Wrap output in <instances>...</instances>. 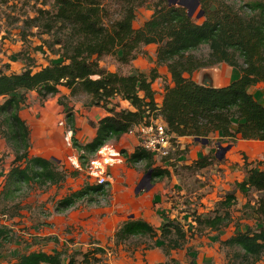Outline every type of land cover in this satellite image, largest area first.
<instances>
[{"label":"trees","instance_id":"obj_1","mask_svg":"<svg viewBox=\"0 0 264 264\" xmlns=\"http://www.w3.org/2000/svg\"><path fill=\"white\" fill-rule=\"evenodd\" d=\"M49 1L55 9L34 8L33 16L23 19L20 36L25 38L23 30L29 29L49 35V41L43 44L57 58L33 69L34 58L28 53H18L24 64L20 73L5 74L0 69V138L14 155L0 187V252L15 237L12 226L5 223L20 216L28 193L35 188H57L66 177L65 170L58 169L54 161L28 154L29 128L20 118L19 110L29 92L42 100L63 87L70 97L84 94L90 105L107 112L96 125L91 124L95 135L86 144L77 142L76 130L71 125V142L81 165L83 159L92 157L105 143L138 125L149 126L158 117L167 133L175 137L207 138L220 132L231 139L239 135L242 140L264 141V105L251 94L255 84H262L264 89V0L245 2L239 11L225 4L212 7L213 0H197L204 18L201 23L192 21L183 7L168 5L167 0H41L40 4L44 6ZM151 1L152 15L139 28H133L135 10ZM151 44L157 46L156 65L166 67L172 84L164 87L159 107L151 88L157 78L155 69L148 76L136 69L122 75L99 65L104 56H113L119 64H128L142 47ZM201 46L207 48L203 59L194 55ZM219 63L235 68L238 78L220 88L206 87L191 79L193 72ZM113 99L126 101L131 109L119 108ZM234 122L235 131L230 132ZM141 160L147 168L151 167V155L141 147L126 155L129 164ZM212 160L205 156L187 169H202ZM263 164L264 161H259L252 166L245 161V176L234 183V191L222 195L209 214L193 211L191 225L176 221L165 223L158 236L164 242L163 253L167 255L169 250L183 248L196 234L220 230L230 219L229 210L236 203L235 191L243 197L256 192L260 196L253 214L259 227L234 232L219 242V250H223V264L259 262L264 256ZM167 174L166 170L155 168L151 179ZM106 185L85 184L58 199L53 211L62 213L86 196V201L92 202L93 196L108 193ZM155 237V230L141 219L126 220L114 233L115 243ZM76 255L72 253L67 263H63L64 253L32 251L18 256L14 264H78Z\"/></svg>","mask_w":264,"mask_h":264},{"label":"rangeland","instance_id":"obj_2","mask_svg":"<svg viewBox=\"0 0 264 264\" xmlns=\"http://www.w3.org/2000/svg\"><path fill=\"white\" fill-rule=\"evenodd\" d=\"M109 1V0H105ZM155 1V0H152ZM152 1L145 3L143 6L135 10V19L133 20L132 27L139 28L153 13ZM175 0L174 6H179ZM212 7L216 4H225L233 7L239 11L245 2L251 0H213ZM184 9L190 12V18L196 23H201L204 18L198 16L201 9L200 5L194 7V4L189 0H184ZM41 0H0V69H4V65L9 66V70L18 72L23 62L19 60L18 53H28L34 58L35 63L33 69L46 65L50 60L57 58L55 54L43 44V41H49L50 37L47 34H37L35 29L23 30L25 38H21L20 31L22 29V21L26 17L33 16V10L36 7H43L45 9H55L50 1L46 2L44 6L41 4ZM186 3V4H185ZM23 41V42H22ZM40 47L39 50H34ZM156 45L151 44L141 48L140 53L136 58L128 64H119L116 62L115 57L104 56L100 59L99 65L110 72H117L125 75L131 70L139 68L146 69L144 75L148 76L152 69L157 72V78L151 83V88L154 91V100L158 101L163 96V89L166 86L164 71L166 69L163 65H156L155 57L153 58ZM54 49L56 47H53ZM207 54L206 46L194 52V55L200 59L205 58ZM227 66L214 65L206 71L215 70L217 75H225ZM194 72V78L200 72ZM206 72H203V82L208 77ZM214 73V71H213ZM209 79V78H208ZM251 94L257 102L264 103V89L260 84H255L251 89ZM34 97V96H33ZM36 102V98H33ZM63 106H56L53 99L47 102V107L40 106V103L35 109H31L27 113L24 112L23 116H31L28 118V127L30 128V138L32 143L28 150L29 156H40L46 159L54 161L58 169L65 170L66 177L61 186L54 188H35L31 190L28 195L23 199L22 205L24 209L20 211V216L14 218L11 221L6 222V225L12 226L15 234L12 243L6 245L0 252V264H14L15 260L21 254H25L32 251L49 250V247L55 250L66 253L72 251V248H67V245L60 244V240L54 235L47 234L48 230L52 228L51 218L56 217V213L53 211L54 204L57 199L83 187L85 184L97 185L95 180L88 175L89 160L83 159L82 165L78 160V153L72 146L71 142V125L75 130V119H78V127H83V134H86V125L82 122L81 116L88 114V108L90 104L84 94H77L74 97H67ZM79 105L83 109V114L79 117L78 114L73 112V106ZM92 106V105H91ZM41 107V109H40ZM70 115V116H69ZM80 118V119H79ZM72 120L70 123L69 120ZM85 127V128H84ZM81 128H79L80 130ZM82 134V135H83ZM211 137V136H210ZM67 138V139H66ZM79 143V139L75 138ZM83 140V139H82ZM81 140V141H82ZM109 141L115 151L114 142ZM212 139L210 144L211 154L215 158L211 161L212 165L204 170H189L183 169V164L190 163L193 159L201 156V150L199 145H191L187 148V152L184 155L178 157L175 161L174 169L168 179L157 181L162 190L163 203H167L163 210H160L163 222L166 220H179L183 225H191L190 214L194 211L202 213L203 215L209 214L214 208L218 199L227 192L234 191L233 185L235 182H240L245 176L244 162H253L264 159V149L254 147L253 154L249 151H238L232 149V154L222 152L219 148H214V142ZM230 145V144H229ZM181 146L180 144L178 147ZM188 146V147H189ZM225 145H219L221 148H225ZM175 148V147H172ZM215 150V152H213ZM182 150L179 148L169 151L168 156H173V153H179ZM123 149L118 151L120 158H123ZM215 154V155H214ZM172 155V156H171ZM72 156L76 157V163ZM13 151L7 145L4 139H0V176L3 175V171L8 170V165L13 160ZM173 157L171 158V163ZM160 163V167H168L166 160L156 159ZM264 161V160H263ZM262 162V161H261ZM116 163V161H115ZM210 163V164H211ZM118 165V164H116ZM134 170H139L143 175L146 174V170L142 163H138L132 166ZM173 167V166H172ZM264 169V164L261 165ZM171 168V166H170ZM110 172L112 179L113 190L117 193V188L122 182L120 176L115 172V168ZM146 177V176H145ZM2 177H0L1 183ZM145 179V178H144ZM106 182L105 189L108 193L93 196L92 202H87V196L80 202H78L72 210L68 211L64 216H67L70 212L76 210H85L90 207H104L112 201L109 192V184ZM150 181V179H149ZM172 181L177 182V186L171 184ZM152 182V181H150ZM110 191H112L110 189ZM260 194L256 192L249 193L246 197H243L239 192L235 191L236 203L230 208V219L225 223L220 230L214 233L205 234L203 236H196L186 247V254L182 263L187 264H215L219 261V256L223 257V250H218L219 242L225 239L230 234L236 231H244L247 228L255 229L259 227V224L255 220L253 210L255 203ZM155 204H158L155 202ZM161 205V204H160ZM162 206V205H161ZM160 206V207H161ZM65 212V211H64ZM62 212V213H64ZM128 214V213H127ZM162 222V223H163ZM1 223V221H0ZM186 223V224H185ZM151 240H133L128 243L130 246L141 247L151 245ZM130 248V247H129ZM220 248V247H219ZM63 258V257H62ZM98 264L104 263L103 259H98ZM261 264H264V256L261 259ZM91 264V263H89ZM94 264V263H92Z\"/></svg>","mask_w":264,"mask_h":264},{"label":"crops","instance_id":"obj_3","mask_svg":"<svg viewBox=\"0 0 264 264\" xmlns=\"http://www.w3.org/2000/svg\"><path fill=\"white\" fill-rule=\"evenodd\" d=\"M153 58H154V55H153ZM216 65L227 66L225 70L226 74L217 75L215 73V70L213 69L209 71L204 70V69L211 68V67H208V68L200 69L201 71L197 74L195 78H194V75H193L194 72H193L191 74V79L201 85L205 83V85H209L214 88H220L223 86H227L231 81L238 78L239 73L235 68H232L226 65L225 63H219ZM5 66L7 68H5ZM23 67H24V64L18 72H13L9 70L8 65H4L3 72L5 74L20 73L23 70ZM145 70L146 69L139 68V70L137 71L145 74V72H148ZM203 72H206L204 74L208 76L206 77V79H204V82L202 79ZM164 75H165V80L167 81L165 85L171 86L172 84L170 82V76L166 69L164 71ZM184 76L188 77V75H184ZM260 85L262 86V84ZM67 97H70L69 91L63 87L58 88L57 94L53 96H49L42 100L39 97H37L34 92H29L26 95L24 105L19 110V116L27 124L29 120L28 118L31 119V116L28 115L24 117L23 116L24 112L27 113L31 109H35L39 103H40V106L44 105L43 108H46L47 107L46 104L47 102H49L50 99H53L56 106L57 105L63 106L65 104L64 100ZM33 98H36V102L33 101ZM154 101L156 103V106L159 107L161 105L162 98H160V100L158 101L156 100ZM112 102H117L119 108L131 109V107L128 105L126 101H119V100L117 101V99H113ZM258 103L261 105H264V103H261V102H258ZM88 110H89L88 114H86L85 116L82 112L83 109L80 108L79 105L73 106V112L75 114H78L79 117L83 114L84 116H81V120L83 123L88 125V127L87 126L86 128L84 127L86 129V134H83V130H82L83 127H78L76 125L78 124V119H75L74 125L77 128V131L75 132L74 137L79 139V144H82V145L90 142L92 138L94 137L95 128L92 127V125H96V123L102 117L107 115V112L103 108H100V107L90 105ZM155 120L163 122L159 117ZM139 126L140 125L134 127L133 130L135 132L138 131V129L140 128ZM79 128L81 129L79 130ZM235 128H236V122L230 125L229 131L234 132ZM171 139H174V140L171 141ZM204 139L206 140V142H197V141H194V139L191 137H185V136L175 137L173 135H170L168 153L171 149L172 151H174V149L176 148H179L182 151L179 153H173V156L171 155L173 157L172 163L170 162L172 157H169L168 159H166L168 154L166 156H159V155H155L147 151L151 155V167L150 168L146 167V163L144 160H141L135 164H129L126 161V155L128 156L131 155L135 151V148H137V146L139 147L138 139H137V136L134 134V132L129 133V134L127 132L121 135L118 139H116L114 141L115 148L117 149V151H121V149H123L124 152L122 153L124 154H123V158H120L119 156V158L115 159L116 163L114 162L109 168L111 174H112L111 170L115 168V172L118 174V176H120L122 180L120 185L117 187L119 188L117 193L113 190L114 186L112 185V179L109 178V181L107 180L108 183H110L109 192H110V195H111L110 197L112 198V201L109 204H107V206H104L102 208L101 207H90L82 211L80 210L72 211L67 216H64V214L72 210L73 207H71L70 209H68V211H65L64 213L56 214L57 216L51 218L50 220V222H52L51 223L52 228L48 230L47 234L54 235L56 238L60 240V244L67 245V248L69 249L72 248V251H68L64 253L62 262L67 263L69 255L75 252L77 253V255L75 256L76 263L78 264H89V263L98 264L99 262L98 259H101V258L103 259L104 263H107V264H165V263L187 264V263H182V259L184 260V256L186 254V247L190 244L193 238H195L196 236H203L205 234L214 233L215 231H210V232L206 231V232H203L202 234H198V235L196 234L192 238H189L187 240L183 248L176 249V250H169L168 254L165 255L161 248L164 242L158 238L161 228L167 222L176 221L180 223V221L172 219V220H166L163 222V218L161 217L160 210H163L165 208V205H167V203L164 204L162 200L163 194L165 193V191L162 190L163 188H161L159 184L155 182L168 179L170 177L171 172L174 169L176 159L180 157L181 155L186 154L187 148L191 147L188 145L189 143L191 145L198 144L202 155L193 159L190 163L183 164L182 165L183 169H187V167L190 166L194 161H196L197 159L203 158L205 156H209L212 159L215 158L211 154L212 152L211 149H213L210 146V144L212 143L211 142L212 139L216 140L214 142V145H216L214 146V148L216 149L219 147V145L227 144L225 148H226V151L229 153V155L232 154L233 148L238 151H242V152L249 151L250 154H253L252 150L254 149V147L264 149V141L242 140L239 138V135H236L235 139H231L230 137L223 136L220 132H214L213 134L209 135L207 138H204ZM29 143L30 144L32 143V140L30 138V128H29ZM179 144L181 146L178 147ZM172 147H175V148H172ZM29 149H30V146H29ZM213 152H215V150ZM49 158L50 160H52L51 157ZM162 158L166 160V162L171 163V165L168 164L167 168L160 167V163H158L156 159H162ZM72 159L74 160V164H75L76 157L72 156ZM263 160H258V161L248 162V163H252V166H254L256 162L263 161ZM11 162L8 165V169L10 167ZM138 163L143 164V167H144L143 171L146 170V174L147 172H149L150 173L149 177H147L146 174L143 175L142 173H140L139 170L133 169L132 166ZM210 165H212V163L199 170H204ZM155 168L166 170L168 174L162 177H154L151 179L152 169H155ZM60 170L62 169L60 168ZM6 172H7V169L3 171V175L0 176L2 177L0 187L2 185L3 178ZM110 172H109L108 177H110ZM149 179L152 182H150ZM171 184L173 186H177L176 181H172ZM110 189L112 191H110ZM155 202H157L158 204H155ZM129 219H141L145 221L146 223H148L155 230V232L157 233V237L151 239L152 244L154 245L153 248L145 249L144 247L146 245L145 246L141 245V247H137L135 245L134 246L128 245V243L130 244V242L133 240H136V241L141 240V239L150 240L147 238H141V239L131 238L127 242L115 243V240H114L115 231L123 222ZM231 235L232 234L227 236L225 239H227ZM49 248L50 249L47 251L45 250H42V251L46 253L59 252L52 247H49ZM218 250H219V247H218ZM84 257H85V260H84ZM261 262L262 261L260 260L256 264H261ZM197 264H202V263H197ZM215 264H223V257L219 256V261L218 263H215Z\"/></svg>","mask_w":264,"mask_h":264},{"label":"built area","instance_id":"obj_4","mask_svg":"<svg viewBox=\"0 0 264 264\" xmlns=\"http://www.w3.org/2000/svg\"><path fill=\"white\" fill-rule=\"evenodd\" d=\"M138 131L128 132L137 136L142 149L159 156H166L169 149L170 135L163 122L154 120L149 126L140 125ZM67 139V138H66ZM119 158L118 151L111 144L105 143L89 160L88 175L97 185H104L109 176V168Z\"/></svg>","mask_w":264,"mask_h":264},{"label":"water","instance_id":"obj_5","mask_svg":"<svg viewBox=\"0 0 264 264\" xmlns=\"http://www.w3.org/2000/svg\"><path fill=\"white\" fill-rule=\"evenodd\" d=\"M168 1V5H174L175 4V0H167ZM184 0H180L178 2V5L180 7H184ZM190 2H192L194 4V7L198 5V1L197 0H189ZM186 4V3H185ZM187 15L190 17V12L187 11ZM202 15V11L200 10L199 13H198V16H201ZM203 86H206V87H211L209 85H205V83L202 84ZM214 88V87H213ZM194 141H197V142H206V140L204 138H194ZM219 149H221L222 152H225L226 148H221V147H218ZM149 172H147L146 176L149 177Z\"/></svg>","mask_w":264,"mask_h":264}]
</instances>
